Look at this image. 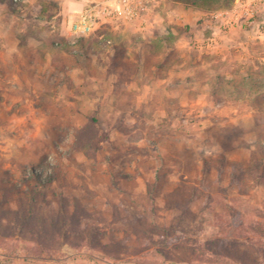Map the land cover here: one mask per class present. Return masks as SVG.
I'll list each match as a JSON object with an SVG mask.
<instances>
[{
  "label": "rangeland",
  "instance_id": "rangeland-1",
  "mask_svg": "<svg viewBox=\"0 0 264 264\" xmlns=\"http://www.w3.org/2000/svg\"><path fill=\"white\" fill-rule=\"evenodd\" d=\"M165 1L161 66L155 46L69 76L0 50V264H264L232 247L264 233V33L212 38L203 9L234 0ZM217 237L236 254L210 263Z\"/></svg>",
  "mask_w": 264,
  "mask_h": 264
},
{
  "label": "crops",
  "instance_id": "crops-1",
  "mask_svg": "<svg viewBox=\"0 0 264 264\" xmlns=\"http://www.w3.org/2000/svg\"><path fill=\"white\" fill-rule=\"evenodd\" d=\"M11 0H0V50L6 52L18 60L21 56L29 54L31 65L37 71V65H48L47 72L56 70L53 62L61 63L60 70L63 75L69 76L71 71H80L79 58L90 56L99 62H111L122 58L123 61H131L133 55L138 54L134 49H140L146 56L152 47L155 38L150 31L156 26V18L166 1L156 5L142 20L135 22H119L120 20H99L94 30L101 28L102 22H106L105 28L123 32L126 37L118 42H99L88 46L87 56H84L78 43V39L70 31L69 23L89 7L94 0H26L24 2H13ZM167 7V6H166ZM168 8V7H167ZM205 14V12H203ZM170 16V15H169ZM116 24V25H115ZM212 26V25H211ZM93 37V36H92ZM91 36L81 38H92ZM95 37V36H94ZM102 39L103 36H97ZM156 39V40H157ZM110 44V45H109ZM149 46L146 48L143 47ZM71 47H74L72 49ZM24 54V55H25ZM141 54V53H140ZM168 54L162 59V63L168 60ZM73 62L74 64H67Z\"/></svg>",
  "mask_w": 264,
  "mask_h": 264
},
{
  "label": "built area",
  "instance_id": "built-area-1",
  "mask_svg": "<svg viewBox=\"0 0 264 264\" xmlns=\"http://www.w3.org/2000/svg\"><path fill=\"white\" fill-rule=\"evenodd\" d=\"M163 1L165 0H94L69 23L70 31L76 37H87L101 19L139 21ZM205 15L213 21V39L217 34L216 23L225 31L240 26L256 28L259 34L264 33V0H234L231 7L205 11Z\"/></svg>",
  "mask_w": 264,
  "mask_h": 264
},
{
  "label": "trees",
  "instance_id": "trees-1",
  "mask_svg": "<svg viewBox=\"0 0 264 264\" xmlns=\"http://www.w3.org/2000/svg\"><path fill=\"white\" fill-rule=\"evenodd\" d=\"M205 2H209V0H203ZM205 11H210L208 9H203ZM101 40L98 39V37H92L90 39L87 38H79L78 39V43L80 44V47L82 48L81 50L83 55L86 56V54L84 52H88V46L92 45V44H98ZM167 45L168 43L165 41V39L163 38H159L156 41H154L152 46H155V50L154 52L151 54V56L153 58H156V62L158 64H162V59L164 58L166 52H167ZM246 80H250V78H245ZM261 166L264 168V162L261 164ZM259 181L260 180H264V175H260L258 176ZM78 221H74L73 219H71L70 217H68V220L66 219L65 221H63L62 223V228H66L67 226L70 225H77ZM81 223V222H80ZM257 224V223H256ZM256 224L254 223H250L249 226L247 227L250 231H248V229H245L244 233H242V235H240L239 237H241V239L244 240L245 243H243V247H239V245L237 244V240L233 241L236 242L237 245L232 246L233 244H229L228 245H224L222 243V238L217 237L215 240L210 241L209 242V248L208 250H211V258L207 260V262L210 263H217L218 261L223 259V256H234V250L232 251V249L230 248V246L234 247L235 249H238V253L237 255H239V260L244 259V260H255L258 259L260 256L263 257L264 260V249L263 246H260V249L258 250V253L256 254V257H253V252L250 249V245H255L258 244L257 241L255 242V237H253V234H257V235H262L264 236V233L261 232L259 230V226L257 227ZM260 223H258L259 225ZM243 242V241H242ZM246 244V245H245ZM248 245V246H247ZM246 246V247H245ZM233 248V249H234ZM242 248V249H241ZM193 255L194 256H199L196 252L193 251ZM224 262V261H223ZM227 262V261H226Z\"/></svg>",
  "mask_w": 264,
  "mask_h": 264
}]
</instances>
